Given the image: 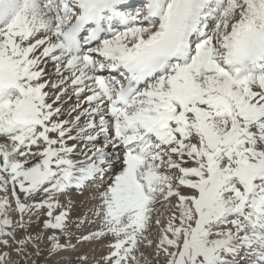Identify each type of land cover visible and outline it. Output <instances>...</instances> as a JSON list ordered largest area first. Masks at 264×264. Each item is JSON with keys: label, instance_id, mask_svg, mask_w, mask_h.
<instances>
[{"label": "snow or ice", "instance_id": "6c2138e0", "mask_svg": "<svg viewBox=\"0 0 264 264\" xmlns=\"http://www.w3.org/2000/svg\"><path fill=\"white\" fill-rule=\"evenodd\" d=\"M54 261L264 264V0H0V264Z\"/></svg>", "mask_w": 264, "mask_h": 264}, {"label": "rangeland", "instance_id": "374dc122", "mask_svg": "<svg viewBox=\"0 0 264 264\" xmlns=\"http://www.w3.org/2000/svg\"><path fill=\"white\" fill-rule=\"evenodd\" d=\"M74 203L77 205V212L83 214L85 212L88 211V209L91 207L92 205V200L89 197V195H85L81 198H76L74 195H72V197H70ZM67 255V256H66ZM74 253H64L61 256H58L55 258V261H63V260H68V259H74L75 258ZM55 261L53 262V264H55Z\"/></svg>", "mask_w": 264, "mask_h": 264}, {"label": "bare ground", "instance_id": "6f19581e", "mask_svg": "<svg viewBox=\"0 0 264 264\" xmlns=\"http://www.w3.org/2000/svg\"><path fill=\"white\" fill-rule=\"evenodd\" d=\"M87 194L89 195L90 198L94 195V193L91 192V191L83 192L81 194L79 192H77V193H74L73 195L76 198H81V197H83V196H85ZM102 250H103V248H102V245H100V244H97V245H86L84 247V249H83V251L88 252L90 255L94 254L96 256H98L101 253Z\"/></svg>", "mask_w": 264, "mask_h": 264}]
</instances>
